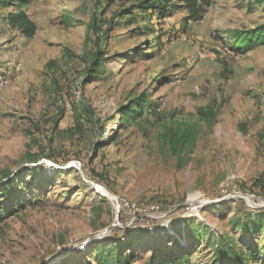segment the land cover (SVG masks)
Here are the masks:
<instances>
[{"label": "rangeland", "instance_id": "1", "mask_svg": "<svg viewBox=\"0 0 264 264\" xmlns=\"http://www.w3.org/2000/svg\"><path fill=\"white\" fill-rule=\"evenodd\" d=\"M201 1L187 22L178 0L169 17L134 9L135 21L118 14L135 0L0 7V182L14 175L18 198L10 208L0 192V264H98L114 236L133 264L185 252L187 264H237L233 243L245 264H264V229L245 231L264 208V43L234 53L229 38L264 23V0ZM18 8L33 37L4 21ZM97 35L100 74L87 71ZM138 97L157 110L123 119Z\"/></svg>", "mask_w": 264, "mask_h": 264}, {"label": "trees", "instance_id": "2", "mask_svg": "<svg viewBox=\"0 0 264 264\" xmlns=\"http://www.w3.org/2000/svg\"><path fill=\"white\" fill-rule=\"evenodd\" d=\"M30 0H0V7L9 6L10 4H17L22 6L28 3ZM110 0H108L109 2ZM184 2L185 6L188 9V15L184 18L187 22L189 19L198 20L201 19L203 13L206 11V7L203 5L201 0H178ZM259 2L263 0H257ZM206 2V1H205ZM175 0H135V3L131 4L130 6L124 8L121 13H131L135 15L134 21L136 20V13H134V9L139 12L150 13L151 15H156V18H166L171 16L172 14V7L175 6ZM103 15L106 14L105 10L102 13ZM93 25L97 31V33H108L107 40L111 38L109 36V25L105 28L102 24H97L95 22L96 15H93ZM3 19L6 23L11 25L12 27L16 28L23 36L25 37H33L36 33V24L35 22L28 16L25 10L18 8L13 9L11 11L6 12L3 15ZM99 31V32H98ZM100 35H97L95 38V42L97 43L95 49L92 52L88 72L94 71L96 74L101 73V60L103 57L101 55V49L99 48L100 43ZM229 38L233 40L231 44V51L234 53H241L248 50L253 49L260 43H264V23L247 27V28H233L229 32ZM224 40V39H223ZM95 75V74H94ZM135 104H128L125 106V109L122 113L123 119H135L138 115H142L145 111L150 113H154L157 110L156 103L151 100H147L143 97H138L135 99ZM62 114V112H61ZM200 117L203 119L211 120L215 118L216 111L211 108H200L199 109ZM55 125H57V118L55 119ZM189 140L188 134H184L182 137L183 142H187ZM34 158V157H32ZM33 169V168H32ZM31 169V170H32ZM34 174V171H32ZM14 175L10 173L7 174V178L0 182V192L2 195L7 194L10 203L8 204L10 208L14 206H18V198H14L13 195L15 194V184H14ZM31 182V181H30ZM17 197V196H15ZM2 216V211L0 210V218ZM188 229L191 234L194 236H199V230L195 229L192 230V225L188 224ZM264 229V208H258L254 216H251L250 219L247 221L245 225V231L248 234L255 235L260 233ZM211 238V241L215 239V236L211 233L208 234ZM104 242V243H103ZM102 247L98 252V264H133V260L131 254L127 251L128 245L126 243H121L118 237H109L101 241ZM231 244V243H229ZM238 245H231L226 249L225 253L227 256L231 257V260L237 264H245L242 257L243 248L237 252L236 247ZM249 253H252L253 256L255 255V250L252 247H246ZM219 251H217V254ZM189 255L185 252L183 255L170 254L166 257L161 258L160 264H187L189 263ZM218 260L212 262L211 264H217Z\"/></svg>", "mask_w": 264, "mask_h": 264}, {"label": "water", "instance_id": "3", "mask_svg": "<svg viewBox=\"0 0 264 264\" xmlns=\"http://www.w3.org/2000/svg\"><path fill=\"white\" fill-rule=\"evenodd\" d=\"M224 198H225V197H221L220 199H219V198H218V199L216 198V199L213 200V201H218V200H221V199H224ZM108 230H109V228H105L102 232L93 235L91 240H96V239H98V238L103 237V236L106 234V232H107ZM76 247H77V246H72V247H70L69 249H67L66 251H58L56 254L53 255V257L51 258V260H52V259H57V258L63 256L64 253H68L69 251L75 249ZM45 264H47V263H45Z\"/></svg>", "mask_w": 264, "mask_h": 264}]
</instances>
